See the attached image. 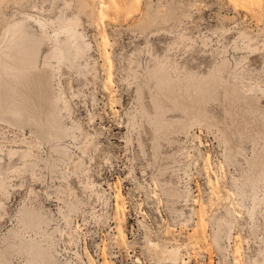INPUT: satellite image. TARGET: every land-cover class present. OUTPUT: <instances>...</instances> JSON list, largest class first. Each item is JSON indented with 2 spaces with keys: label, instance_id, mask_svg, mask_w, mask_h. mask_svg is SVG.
<instances>
[{
  "label": "rangeland",
  "instance_id": "rangeland-1",
  "mask_svg": "<svg viewBox=\"0 0 264 264\" xmlns=\"http://www.w3.org/2000/svg\"><path fill=\"white\" fill-rule=\"evenodd\" d=\"M166 73L218 96L165 141L144 112ZM234 85L264 93V0H0V257L264 264V137L231 157L220 130Z\"/></svg>",
  "mask_w": 264,
  "mask_h": 264
},
{
  "label": "bare ground",
  "instance_id": "bare-ground-1",
  "mask_svg": "<svg viewBox=\"0 0 264 264\" xmlns=\"http://www.w3.org/2000/svg\"><path fill=\"white\" fill-rule=\"evenodd\" d=\"M38 22L41 27L45 26V24L41 21ZM184 78L186 80L182 82L181 80L173 79L168 73L164 74L162 79L158 81L156 90L154 91V95L157 98L155 102V116L153 117L147 112H144L145 115L149 118V121L154 124L155 132L158 137L165 139V141L169 139V135L173 132H181L185 128L184 124H175L167 119V113L169 111L181 110L183 112L187 111L190 114L198 112L199 114L205 116L209 111V96H214L215 99L218 96L215 90H207L211 85V82L215 80L212 75L209 76V78L201 81V84L198 86L200 91L196 92L195 97H192L191 93L187 90V88H189V90L191 89L190 87L192 80H189L187 77ZM221 79L223 80L222 77H220V80ZM225 93L229 97V103L232 104L231 109L229 110L232 113L229 117L231 119V124L229 127H224L223 129L220 128V130L223 133L227 144L230 145L231 157H237L238 155H242L243 151L245 150L243 148L244 142L249 140L257 145L260 139L264 137V105L262 104L264 93L253 90L245 92L241 90L237 85L232 86V88H228ZM167 103L171 104L172 108L169 107ZM173 108H175V110ZM217 124L218 126H220V121H217ZM39 137L42 140L46 139L42 134H40ZM263 169L264 150L261 152V155L258 158H255L251 162L247 178L253 183H256L257 180L262 177ZM242 183L244 184V182ZM176 190L177 189L174 190L170 188L167 190V194L169 196L178 197V194L183 192L179 191L178 193V190ZM35 217L36 213L26 206L25 209H23V211L21 212V217L18 221L21 224L25 225L28 220L33 221ZM9 249H13L12 243H9ZM10 255L11 251H9L8 254L7 252L2 253L0 258H2L3 264H8L10 262Z\"/></svg>",
  "mask_w": 264,
  "mask_h": 264
}]
</instances>
